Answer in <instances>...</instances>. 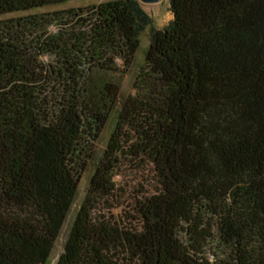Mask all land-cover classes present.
<instances>
[{"label": "trees", "instance_id": "16d2710c", "mask_svg": "<svg viewBox=\"0 0 264 264\" xmlns=\"http://www.w3.org/2000/svg\"><path fill=\"white\" fill-rule=\"evenodd\" d=\"M170 10L122 101L112 75L153 23L140 0L0 19V264L48 263L115 112L55 264H264V0ZM124 166L152 187L128 223L99 213Z\"/></svg>", "mask_w": 264, "mask_h": 264}, {"label": "rangeland", "instance_id": "374dc122", "mask_svg": "<svg viewBox=\"0 0 264 264\" xmlns=\"http://www.w3.org/2000/svg\"><path fill=\"white\" fill-rule=\"evenodd\" d=\"M100 1L102 0H73L60 5L46 6L30 11L2 15L0 16V19L17 17L35 12L41 13L68 9L72 7H85L99 3ZM144 8L152 17L153 23L143 31L141 35L140 48L136 53L133 64L131 65L129 70L124 72L121 67V70H119V72L112 75L120 86V101L124 100L128 95L134 92L133 84L139 73L140 67L144 64L145 53L149 44L151 43L152 34L155 30L162 29L173 18V14L170 10V0H160L159 2L151 6L144 5ZM119 63L122 64L121 61H119ZM115 122L116 112L112 114L111 118L103 129L99 140L96 143L94 159L91 160L80 182L78 197L75 201L73 211L69 218V222L87 193L91 178L96 169V164L99 162L103 155L110 135L114 129ZM150 180L151 178H149L147 174L143 175L142 172H138L133 167L124 166L123 168H121V171L115 176L116 190L114 191L113 195L104 199L107 203H104V200H102L99 204V213L115 218L121 222H133V220L137 217V214L134 211L136 200L140 199L142 194H144L148 189L152 188L150 186ZM69 222L66 223L47 264H55L59 254L62 252L65 238L64 235L66 234L70 226Z\"/></svg>", "mask_w": 264, "mask_h": 264}, {"label": "water", "instance_id": "95a60500", "mask_svg": "<svg viewBox=\"0 0 264 264\" xmlns=\"http://www.w3.org/2000/svg\"><path fill=\"white\" fill-rule=\"evenodd\" d=\"M160 0H140V2L145 6H151L153 4H156Z\"/></svg>", "mask_w": 264, "mask_h": 264}]
</instances>
